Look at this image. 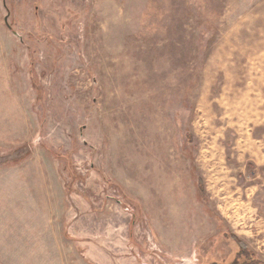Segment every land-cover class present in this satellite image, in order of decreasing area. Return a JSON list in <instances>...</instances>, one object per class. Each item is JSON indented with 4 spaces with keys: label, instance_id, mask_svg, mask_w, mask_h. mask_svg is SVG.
<instances>
[{
    "label": "rangeland",
    "instance_id": "1",
    "mask_svg": "<svg viewBox=\"0 0 264 264\" xmlns=\"http://www.w3.org/2000/svg\"><path fill=\"white\" fill-rule=\"evenodd\" d=\"M264 263V0H0V264Z\"/></svg>",
    "mask_w": 264,
    "mask_h": 264
},
{
    "label": "trees",
    "instance_id": "2",
    "mask_svg": "<svg viewBox=\"0 0 264 264\" xmlns=\"http://www.w3.org/2000/svg\"><path fill=\"white\" fill-rule=\"evenodd\" d=\"M238 244V251L235 258L230 264H264L258 259L253 252H251L247 245L236 236L232 237Z\"/></svg>",
    "mask_w": 264,
    "mask_h": 264
}]
</instances>
